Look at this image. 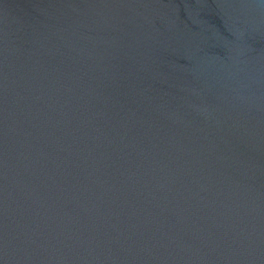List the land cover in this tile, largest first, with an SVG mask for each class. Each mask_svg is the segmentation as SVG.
I'll use <instances>...</instances> for the list:
<instances>
[{
    "label": "water",
    "instance_id": "water-1",
    "mask_svg": "<svg viewBox=\"0 0 264 264\" xmlns=\"http://www.w3.org/2000/svg\"><path fill=\"white\" fill-rule=\"evenodd\" d=\"M0 264H264V0H0Z\"/></svg>",
    "mask_w": 264,
    "mask_h": 264
}]
</instances>
